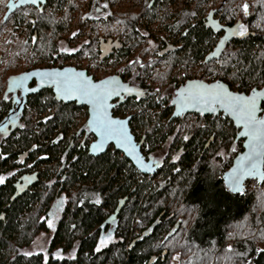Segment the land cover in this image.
<instances>
[{"label": "trees", "instance_id": "obj_1", "mask_svg": "<svg viewBox=\"0 0 264 264\" xmlns=\"http://www.w3.org/2000/svg\"><path fill=\"white\" fill-rule=\"evenodd\" d=\"M248 1L252 6L251 0H242L234 10L224 5L222 21L234 15L247 26L231 36L221 34L220 25L210 16L206 18L208 24L204 23L195 9H183L177 19L166 24L170 35L182 44L179 55L184 64L202 59L207 75L214 69L228 73L239 82V92H247L251 86L258 88L264 75V32L251 27L256 13L263 11L264 0H258L249 13ZM59 5L50 0L40 17V25L53 34L58 32L55 16ZM143 10L114 12L112 19L123 20L138 33L137 21L145 14ZM152 15L153 12L148 15L150 20ZM69 17L65 11L63 18ZM81 19L82 15L78 21ZM233 22L237 23L232 18L222 27L231 28ZM47 43L53 47V42ZM178 48L175 44L174 50L163 54ZM129 52L127 47L118 57ZM38 53L49 56L40 50ZM49 54L56 64L73 57L54 48ZM220 57H224L221 64L213 65ZM144 69L141 60L134 59L118 71L127 73V77L118 74L139 89L119 105L138 103L150 94L143 83ZM204 74L197 79L213 81L206 80ZM224 82L230 86L229 79ZM28 103L20 134L0 150V211L4 212L0 219V264H170L173 257L177 264H264V208H255L258 193L264 191V181L248 189L246 185L252 182L248 180L242 192L232 193L216 172L217 166L228 168L231 157L241 150V140H235L237 130L228 119L195 114V121L207 119L206 127L197 128L193 134L177 129L162 159L142 151L159 163L156 173L149 176L138 172L112 146L97 157L91 156L87 138L93 136L87 131L86 122L74 136L67 137L66 124L72 110L83 107L56 100L50 89L31 95ZM47 105L54 107L55 112L32 123L30 109L43 114ZM171 107L169 102L166 114ZM128 115L131 125L134 116ZM190 115L170 120L182 121ZM150 133L146 130L138 140L134 135L141 142V149L151 134L155 133L156 143L167 140L161 128H152ZM80 135L83 138L78 140ZM234 146L236 151H231ZM220 149L221 153L228 151L224 158ZM19 152L27 154L21 165L17 162ZM18 176L28 177L32 184L26 192L14 195L12 182ZM122 201L114 223L102 229L103 221L113 216ZM236 228L246 230L239 233ZM40 231L51 232L46 251L24 253ZM102 240L106 244L98 247ZM57 252L65 256L55 257Z\"/></svg>", "mask_w": 264, "mask_h": 264}, {"label": "rangeland", "instance_id": "obj_2", "mask_svg": "<svg viewBox=\"0 0 264 264\" xmlns=\"http://www.w3.org/2000/svg\"><path fill=\"white\" fill-rule=\"evenodd\" d=\"M93 1L94 0H73L75 9L72 11V14L74 13L76 16L79 17L83 14H87V11L91 9V4L93 3ZM123 1L126 2L127 5L121 4L118 9L129 10L130 7L132 8V10L137 9L136 7H134L135 0ZM251 1L252 6L257 5L258 0ZM140 2H143V7H146L148 0H140ZM219 2L220 0H208L205 5V1L203 0H160L159 3L152 9L143 8V12L145 14L139 21V30L137 31L138 33L133 32L132 28L130 27H124V25L122 26L121 22L114 21L111 23H105L102 19V21L95 19L92 20V22H80V26H76L77 23L75 20H69L70 17L66 20L65 18H63V14H57L55 18L59 22L56 26L58 32L53 34L51 33V31H47L48 35L46 36H53V39L51 40V42H53V47L46 42L41 46H37L33 52L38 50L45 52L49 56L41 55V57L44 63L48 62L49 64V62L51 61L49 52L53 48L56 49V46L54 45V40L59 35L60 38L69 41V43L71 44L70 46H72L73 44H78L77 47H80L78 54L74 57H71L70 59H66L63 64H72L76 65L78 68H84L89 73H91L95 79L105 77L107 74L110 73H119L118 71L121 70V68L124 67V65L127 64L129 61H132L134 59H136L137 61L141 60V62L144 64V71L146 74L143 83L145 86H148L151 92L145 97L143 101H140L138 103H132L130 101L131 103L126 102L122 105H119L114 110V115L118 117H124L128 114H132V116H134V120L131 122L130 127L132 133L136 135L137 140L140 139V137L144 132H146V130L149 131V133H152V128H154L155 130H159V128H161V131L166 132L164 135L167 134V140L164 144L154 142L153 139L155 133L154 135L150 133L151 136L150 138H148L150 141H147V144L142 149L144 153H150L155 159H162L165 155V147L167 146V144H169L170 139H172V134H174L177 129H181V133L187 129L189 133L193 134L197 128L206 127L207 120L205 118L202 121H198V119L195 121L196 116L193 115L184 118L182 121H172L169 119L170 122H168V117L170 116L172 107L170 108L169 114H166L164 110L170 102L172 96L174 95L175 89L185 80L197 79L198 77H200V75L203 74V72L206 74V71L203 66L202 59H198L195 61L189 60L186 64L182 62V58L179 55L182 52V44L180 41H176L175 35H170L166 24H169L170 22H173L175 19H177L180 16L181 11L185 8L197 10L199 12V18H201L206 15V10L203 11L204 8L207 9L208 7L215 10ZM241 2L242 0H228L226 5L230 10H234L236 9V5L240 6ZM262 5L264 6L263 3ZM137 10L142 9L139 8ZM152 12L153 17H151L152 19L150 20V17L148 15H151ZM93 13L94 12L92 11V14ZM63 21L64 23H62ZM251 27H254L253 29L258 30L259 32H264V7L263 11L256 13V20L251 24ZM109 29L114 30V34L119 35L126 42V46L129 48L130 52L122 56L121 58L118 56H113L112 58H108L107 60L101 62L99 61V56L96 50L98 42L97 37H104ZM238 32V29L235 28L227 30L229 36L238 34ZM163 38H166L174 45L176 44L177 48L179 47L177 49L178 51L171 52L164 56L158 55L157 51L160 48V43ZM36 58L37 57L34 56L31 58V60H35ZM223 58L220 57L212 64L217 66L220 65L223 61ZM119 74H123V76L127 77V73L125 72H121ZM205 74L204 76H206V80H209L211 78L213 80L221 79L223 81H227V79H229V87L232 90L238 91L239 82L237 81V79H234L229 76L228 73L223 72L219 69L218 71L214 69L210 74ZM161 77H163L162 80ZM258 83V88L264 84V75ZM254 87L255 86H251L249 90ZM54 112V107L52 108L48 105L46 106V112L43 114H40L38 111L31 108L30 119L32 123H35V121L40 119L41 116L45 117L47 114L48 116H50ZM223 118L229 120L228 117ZM86 119L87 112L85 107L73 109L72 114L71 116H69L66 124L67 137L70 138L74 136L75 133L79 130V128H81L85 124ZM139 119L140 121H138V124H136L137 120ZM35 129H38L37 126H35ZM82 138L83 135L77 137L78 140H81ZM93 139L94 138H91V136L87 138V140H89L90 142ZM238 141L240 140H237V142ZM235 147L236 146H234L231 151H236V149H234ZM155 148L158 149L154 150ZM221 152L222 150L220 149L219 153ZM227 153V150L221 153L223 155L222 157L224 158L225 154ZM223 158L220 164L223 162ZM218 167L219 166H217L216 172L221 169ZM217 174H219V172ZM250 181L252 182H249L248 185H246L248 189L254 187V184L258 185L255 180ZM258 194V205L255 208L257 211H261L264 208V191H261ZM245 230L246 228L243 230H239L238 228H236L235 231L241 233ZM50 236L51 232H37L36 235L33 237V241L31 242V244L24 248V253H44L49 243ZM229 239H232V237ZM257 240L259 241L260 237H257ZM103 242V240L99 241L98 247L100 245L103 246L106 244ZM67 255L68 254H66V256ZM63 256L65 255L61 253L58 254V252L55 254V257L58 258H62ZM171 260L172 261L170 262V264H177L175 257H173Z\"/></svg>", "mask_w": 264, "mask_h": 264}, {"label": "water", "instance_id": "obj_3", "mask_svg": "<svg viewBox=\"0 0 264 264\" xmlns=\"http://www.w3.org/2000/svg\"><path fill=\"white\" fill-rule=\"evenodd\" d=\"M45 0H26L37 4ZM35 81V86L28 89L36 93L50 88L56 100L64 103L73 102L87 108V128L94 136L88 145V153L97 157L112 146L144 175L153 176L158 162L147 158L131 131V116L124 118L113 115L115 101L136 95V89L121 76L112 74L94 79L85 69L73 66L37 68L21 75L22 85ZM264 84L248 92L232 90L221 79L202 81L187 79L174 91L170 104L172 111L169 119L185 114L221 115L228 117L237 130L235 140H241V150L222 175L225 187L240 193L248 180L257 184L264 181ZM120 202L113 216L103 221L102 225L114 223L121 207ZM2 218V217H1ZM0 218V219H1Z\"/></svg>", "mask_w": 264, "mask_h": 264}, {"label": "flooded vegetation", "instance_id": "obj_4", "mask_svg": "<svg viewBox=\"0 0 264 264\" xmlns=\"http://www.w3.org/2000/svg\"><path fill=\"white\" fill-rule=\"evenodd\" d=\"M49 1L50 0H45L44 2L39 1L37 4H34L28 3L26 2V0H0V99L3 101V106H1L0 104V150L6 142H10L9 140H12L15 136L20 134V123L24 119L23 117L28 113L27 108L31 95L37 94L38 92L44 90L41 89L36 93H29L27 90L35 86L36 83L34 80H32L27 85V88L24 87L22 85L21 75L27 71L37 68L63 67L68 65L78 68L76 65L60 63L56 64L52 61H50L49 64L48 62L44 63L41 54L38 53L36 55V51L33 52L37 46H41L42 44L47 42V40L51 41L53 39V36L46 37L47 30H45L44 27L40 25L41 14H43L45 8H47V6L49 5ZM122 1L123 0H94L91 4V9L87 11V14L82 15V19L80 22H92V20L98 19L100 21L104 20L105 23H111L114 22V20L112 19L114 12L121 14L124 12H132L139 8L142 10L143 8L152 9L159 3L160 0H148L146 7H143V2H140V0H135L134 7L137 8L135 10H132L131 7L129 10L118 9L121 4L127 5L126 2ZM203 1H205L206 5L208 0ZM56 2L60 4L57 8V14L64 15L66 11V13L70 15L69 20H75L77 23L76 26H80V22L78 21L79 16H76L74 13L72 14V11L75 9V5H72L73 0H56ZM227 2L228 0H220L215 10L208 7L207 9L205 8L206 12L208 10L210 14L208 13V15L203 16L204 23H207L206 18L208 16H210L211 20H215V23L218 24V26L220 25V28L218 27L220 33L226 36L228 35L227 30L229 29L247 28L246 24H244V22L239 21V18H235L234 15H231L230 19L233 18V20H235L237 23L233 22L235 23V25L231 26V28H223L224 26H227L230 22V19L225 21L221 20V12L224 8L225 3ZM251 8L253 9L254 7H252L250 5V2L248 1V4L246 5L248 13ZM92 11L94 12L93 14ZM93 15H95L96 17ZM143 16L144 15L142 13L141 16L138 18L137 24H139V21L142 19ZM118 22H121L122 26L124 25V27H128L123 20ZM215 23L214 25H216ZM114 33V30L109 29L104 37H97L98 42L96 50L99 56V61L101 62L107 60L108 58H112L113 56H118L121 51L127 48L126 42L119 35ZM54 43L57 52L60 54H70L74 57V55L80 50V47H77L78 44H73L74 46H70L71 44L69 43V41L60 38L59 35L55 38ZM174 47L175 45L172 42L163 38L157 53L163 54L166 51H172L174 50ZM34 56H36L37 58L35 60H31V58ZM87 73L92 75L88 71ZM112 74L119 75L118 73H110L106 76ZM123 80L125 81V79ZM129 84L135 87L133 84ZM135 89L137 94L139 89H137L136 87ZM125 99L126 97H124L119 102L115 101V106L113 107V109L119 104H121ZM26 157V152H24L23 154L19 152L17 162L21 165L23 162H25ZM14 162L16 161L14 160ZM31 184L32 181L28 177L18 176L12 182V186L14 188V195L26 192L27 190H29ZM3 216L4 212L0 211V218ZM110 225L112 224H108V226Z\"/></svg>", "mask_w": 264, "mask_h": 264}, {"label": "bare ground", "instance_id": "obj_5", "mask_svg": "<svg viewBox=\"0 0 264 264\" xmlns=\"http://www.w3.org/2000/svg\"><path fill=\"white\" fill-rule=\"evenodd\" d=\"M129 97H132V96H129ZM170 101H171V100H170ZM68 103H69V102H68ZM114 106H115V105H114ZM85 107H86V106H85ZM86 109H87V108H86ZM112 109H113V108H112ZM197 115H198V114H197ZM87 116H88V115H87ZM127 116H130V115H127ZM125 117H126V116H125ZM122 118H124V117H122ZM130 119H131V118H130ZM195 119H196V118H195ZM86 123H87V119H86ZM236 141H237V140H236ZM241 143H242V142H241ZM241 148H242V147H241ZM120 153H121V152H120ZM236 155H237V154H236ZM236 155H234L233 157H231V163H232V161H233V159L235 158ZM229 158H230V156H229ZM127 160H128V159H127ZM130 163H131V162H130ZM134 168H135V167H134ZM135 169H136V168H135ZM221 178H222V177H221ZM222 182H223V181H222ZM246 183H247V182H246ZM246 183L244 184V187H245ZM259 185H261V184H259ZM243 190H244V188H243ZM243 190H242V191H243ZM242 191H241V192H242ZM232 193H233V192H232ZM117 208H118V207H117ZM116 210H117V209H116ZM116 210H115V211H116ZM105 220H106V219H105ZM105 220H104V221H105ZM112 224H113V223H112ZM107 225H108V224H106L105 226L102 225V229H103L104 227H106Z\"/></svg>", "mask_w": 264, "mask_h": 264}, {"label": "built area", "instance_id": "obj_6", "mask_svg": "<svg viewBox=\"0 0 264 264\" xmlns=\"http://www.w3.org/2000/svg\"><path fill=\"white\" fill-rule=\"evenodd\" d=\"M193 115L195 116V114H191L190 116H193ZM230 164H231V163H230ZM228 167H229V166H228ZM226 169H227V168H226ZM226 169H225V170H226ZM225 170H224L223 168L219 169V171H218V172H219L218 176H219V177H222V175H223V173H224Z\"/></svg>", "mask_w": 264, "mask_h": 264}]
</instances>
